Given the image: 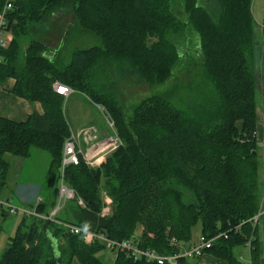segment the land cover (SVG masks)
Wrapping results in <instances>:
<instances>
[{
	"label": "trees",
	"instance_id": "16d2710c",
	"mask_svg": "<svg viewBox=\"0 0 264 264\" xmlns=\"http://www.w3.org/2000/svg\"><path fill=\"white\" fill-rule=\"evenodd\" d=\"M68 5L80 27L101 45L76 50L64 67L38 42L23 52L20 41L30 36V25ZM4 6L0 0V11ZM252 6L253 0H16L8 15L14 41L0 51V83L14 79V94L40 103L44 114L34 113L25 122L0 117V190L7 185L8 157L27 159L37 149L52 161L51 189L36 211L49 216L59 205L56 181L71 130L65 98L53 88L56 82L102 107L121 145L98 167H67L65 183L76 198L62 205L52 221L24 215L0 264H71L75 259L108 264L99 256L106 251L104 243L86 244L58 222L134 241L162 256L178 254L171 241L188 245L201 223L207 238L229 232L228 239H219L204 254L243 264L236 252L251 240L253 264L258 263L264 215L256 225L251 220L264 211V200ZM184 56H191L192 67L194 59L203 60L204 86L192 100L191 114L174 102L170 87ZM108 58L138 72L149 94L120 107L96 84V72L105 74L101 65ZM106 197L112 213L103 217ZM199 258L179 261L197 264ZM112 264L153 263L119 253Z\"/></svg>",
	"mask_w": 264,
	"mask_h": 264
},
{
	"label": "rangeland",
	"instance_id": "374dc122",
	"mask_svg": "<svg viewBox=\"0 0 264 264\" xmlns=\"http://www.w3.org/2000/svg\"><path fill=\"white\" fill-rule=\"evenodd\" d=\"M252 11L255 22L261 28L264 26V0H253ZM180 16L182 20L184 19L183 21H187V16ZM260 28L258 26L256 28L258 35H256L254 39V55L259 83L258 99L260 106H263L264 67L262 60L264 56V36L261 35ZM29 34V37L23 38L20 41L23 52L33 41L38 42L45 47V55L51 59H55L61 67H64L70 62L72 54L76 50H85L101 45L100 39L80 27L71 5H68L63 10L54 12L39 23L31 24L29 27ZM13 41L14 35L10 30L9 47ZM197 45L198 44H194L196 49ZM23 52L21 56H25ZM181 61V65L175 71L170 87H172L171 90L174 91V102L181 109L186 110L188 114H191V107L192 105H195L194 102L192 103V100H194L197 96V90H201L204 86L201 69L203 60L200 56L198 59H194V62L196 63L195 67H192L191 65V56H184ZM101 69L105 72V74L100 76L99 71L96 72V84L101 90L105 91L109 96L114 98L120 107H131L149 94L150 87L148 84L142 80L138 72L132 70L131 68L108 58L102 61ZM197 109L198 107L195 108L196 111ZM101 111L102 112L95 107H89V104L84 99L77 96L65 99L64 101L65 117L68 122L70 120V130L75 133H78L82 129H77L78 125H84L86 121H96L95 119L97 118V121L101 122V125L104 126V128L108 130L107 132L111 134L112 131L108 127L107 117L104 115V111ZM260 156V161L262 163L260 171V195L261 200H264V154L260 152ZM8 158L11 165L10 181L15 180L17 177L28 179L32 176L43 183L51 179L48 172L46 174L47 164H50L52 161L51 155L47 152L34 149L30 158L24 159L14 156H9ZM59 185L60 178H57L56 187ZM38 191V188H26L23 193L27 197H33L35 196V193H38ZM49 191L50 189L44 188L41 196L45 198L46 195L49 194ZM15 204L19 205L17 201ZM8 218L9 219L7 220V223H5L0 238V257L5 244L9 241V238L15 236L16 227L24 219V216L19 212L16 215H9ZM10 219H14L12 225L10 224ZM201 237L202 227L201 223H198L192 231V243H198ZM241 251H243L246 256L249 252L246 248H241L237 250L236 254ZM99 256L102 257L108 264H112L115 261V255H111L107 252V250L102 252ZM67 263L68 261L65 262V264Z\"/></svg>",
	"mask_w": 264,
	"mask_h": 264
},
{
	"label": "built area",
	"instance_id": "2783aa9c",
	"mask_svg": "<svg viewBox=\"0 0 264 264\" xmlns=\"http://www.w3.org/2000/svg\"><path fill=\"white\" fill-rule=\"evenodd\" d=\"M16 0H5V6L0 11V51L6 50L9 47V34L8 30L9 22L8 15L14 9ZM4 61L3 56L0 55V64ZM54 91L65 99H68L74 91L59 82H56L53 86ZM101 110L102 107L99 106ZM104 111V110H103ZM108 126L112 130V134L106 138H101L97 130L94 128H82L78 133L72 132L69 138L64 144L62 167L60 173V197L59 205L49 215L42 216L37 213L36 210H25L12 205L8 199H2L0 197V208L7 212L8 215H16L19 212L25 216L39 217L45 221H52L57 212L68 201H72L76 198L75 192L70 189L65 183V170L69 166H79L84 163L89 167H98L102 165L107 157L121 145L120 138L114 132V123L108 119ZM40 203V202H39ZM81 206H85L84 203L79 200ZM112 201L109 198H105V206L102 210V216L107 217L112 213L111 210ZM264 215V211L251 221L256 225L259 222V218ZM61 226L66 228L72 235L78 236L84 243L91 244L95 241H101L104 243L106 250L111 255L117 256L119 253L126 254L127 257L134 261L145 260L148 263L157 264H181L182 258H194L201 257L205 250L214 247L215 243L219 239H228L229 232H222L213 238H207L202 236L198 243L184 245L179 243L175 239L171 241V245L179 249V253L172 256H162L150 250L141 249L134 241H117L107 238L104 234H95L90 231L83 230L75 225L64 224L58 222ZM238 226L236 230L242 226ZM251 240L247 243L246 248L251 251Z\"/></svg>",
	"mask_w": 264,
	"mask_h": 264
},
{
	"label": "crops",
	"instance_id": "0c3cea01",
	"mask_svg": "<svg viewBox=\"0 0 264 264\" xmlns=\"http://www.w3.org/2000/svg\"><path fill=\"white\" fill-rule=\"evenodd\" d=\"M255 25L256 27L258 26L260 28V26L256 22H255ZM260 30H261V35L264 36V26H262ZM15 86H16V81L12 78L7 79L3 83H0V117L6 118L14 122H25L29 118V116H31L34 113L43 115L44 109L40 103L38 102L31 103L23 98L17 97L14 94ZM73 96H77V97L84 99L89 104V107L91 108L95 107L100 112H102L99 106L94 104L89 98H87L83 94L74 92L69 98ZM106 119H107V124H108V118ZM95 120L96 121H88V122L86 121L84 125H81V126L78 125L77 129L90 128V127L94 128L95 130H97L101 138H106L113 133L112 132L110 134L109 132H107L108 130H106L104 126L101 125V122L97 121V118ZM257 121H258L257 141L260 147V152L264 154V104L263 106L259 105V109L257 111ZM68 123L70 126V120ZM49 168H50V164H47L46 174L47 172L49 174ZM10 170H11V165H10ZM10 170H9V174L7 178V185L4 187V189L0 190V197L2 199H8L12 203L13 206H17L18 208H22V209L30 210V211L37 210L36 208L39 205V202H41L42 200L46 201L48 197V194H47L46 197L43 198L41 196V193L44 188L51 189V179L48 181H46L45 179L46 182L43 183L40 180H37L34 176H32L28 179H25V178L22 179L21 177H17L15 180L10 181V177H11ZM26 188H38L39 191L37 194L36 193L34 194L35 196L27 197L23 193L24 189ZM15 200L19 203V205L15 204L16 202ZM8 216L9 215L7 214V212H4L0 208V238H1L3 228L5 226V223H7V220L9 219ZM10 221H11L10 224L12 225V222H14V219H10ZM21 223L17 225L16 233ZM14 237L9 238V241L5 244V247L1 254H3L4 250L7 248L8 244L11 242V240ZM260 242H261V256L257 264H264V222L262 226L260 227ZM190 244L192 245L195 243H192L191 241L188 245ZM237 257L238 259H240V261L243 264H253L251 251L248 252L247 256L244 254L243 251H241L237 254ZM72 264H79V262L75 260L72 262ZM197 264H228V262L226 260L213 256L212 254H204L203 256L199 258Z\"/></svg>",
	"mask_w": 264,
	"mask_h": 264
},
{
	"label": "water",
	"instance_id": "95a60500",
	"mask_svg": "<svg viewBox=\"0 0 264 264\" xmlns=\"http://www.w3.org/2000/svg\"><path fill=\"white\" fill-rule=\"evenodd\" d=\"M55 253H56V258L59 259V253L57 250H55Z\"/></svg>",
	"mask_w": 264,
	"mask_h": 264
},
{
	"label": "bare ground",
	"instance_id": "6f19581e",
	"mask_svg": "<svg viewBox=\"0 0 264 264\" xmlns=\"http://www.w3.org/2000/svg\"><path fill=\"white\" fill-rule=\"evenodd\" d=\"M181 263V262H180Z\"/></svg>",
	"mask_w": 264,
	"mask_h": 264
}]
</instances>
